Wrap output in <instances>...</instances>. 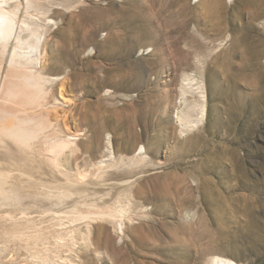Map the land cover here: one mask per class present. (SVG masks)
<instances>
[{
  "label": "rangeland",
  "instance_id": "obj_1",
  "mask_svg": "<svg viewBox=\"0 0 264 264\" xmlns=\"http://www.w3.org/2000/svg\"><path fill=\"white\" fill-rule=\"evenodd\" d=\"M29 2L41 24L53 20L62 106L35 145L75 138L58 164L41 145L44 157L6 163L18 187L0 194V264H40L35 233L55 264H208L216 253L264 264V0ZM186 74L201 79L206 114L181 136ZM109 150L117 164L96 172ZM115 207L121 217L107 215Z\"/></svg>",
  "mask_w": 264,
  "mask_h": 264
},
{
  "label": "bare ground",
  "instance_id": "obj_2",
  "mask_svg": "<svg viewBox=\"0 0 264 264\" xmlns=\"http://www.w3.org/2000/svg\"><path fill=\"white\" fill-rule=\"evenodd\" d=\"M29 4V0H0V194L5 193L4 187L7 184H9L10 189L18 187V180L16 181L15 178H11V174L13 173L12 167H10L9 170L7 169L8 171H5L6 163L23 166L22 164H25V161H27L28 163V160L31 161L33 160V158H36L35 156L38 157V153L40 155L43 150L41 152L38 150V147L41 144L36 147L35 139L38 137V134L42 130H46L47 128H50V126H52L53 120L55 119L58 110H60L59 108L62 107L57 104L58 102L56 101L55 97V84L58 81L59 77L58 75L53 74L51 63L53 56H51L52 50L50 51L51 48L49 44V28H51L53 20L49 17H45L46 15H44L45 18L43 17L44 20L42 22V24L44 25L43 26L39 18L40 13L38 14L33 12L30 9ZM180 91L182 96L181 98L183 99L182 102L185 107L176 112V119L178 121L179 135L185 136L194 129L198 128L199 125H202V123H204L206 114V95L201 79H198V77L196 78L194 74L185 75L184 82L182 81L180 83ZM187 94H191L192 97L195 96L191 101L192 104H189ZM40 136H42V134ZM73 138L75 137L72 135H67L66 138H58L53 140L54 142H52L49 147L47 146V148L46 146H43L46 148L45 152L49 155L47 156L48 159L53 161L55 164H58L57 159L59 154L67 150L71 146V140ZM145 153V148L142 146L137 152L138 155L141 154L139 159H146L147 156ZM108 155L109 157H107V159H101L97 162V165L94 167L96 172L104 171L108 167H114L117 164L116 162H114V160H109L113 157L110 150ZM42 157H44V155ZM15 172L16 171H14V173ZM239 181H241L242 184H247L243 179ZM206 183L208 184V180L206 181ZM206 183L201 182L200 185H202L203 187ZM30 187L31 185L28 183L27 188L29 189ZM32 188L34 187L32 186ZM32 188L30 189L32 190ZM43 190H45V188ZM36 195L38 194L36 193ZM36 195L34 193L32 194V196ZM65 196H67L66 193L60 192L58 198L62 199ZM81 196L82 195H80V197ZM44 197L48 199V197ZM12 198L14 200V197ZM70 199H72V197ZM120 205L121 204L119 203V206ZM112 209L113 208H111V211ZM122 209L123 208L117 209V207H115L114 212H116V210H118L119 212L116 214L109 212L107 213V215L111 217H117L116 215H119L121 217L124 212ZM77 217H79L80 219H85L88 217V214H81V216ZM94 217L96 218V216ZM32 226L33 225H31V227ZM119 226L120 228H122L121 222L119 223ZM13 231L14 232L12 233L15 237H21L20 230ZM29 233L31 232L29 231ZM40 236L42 235H38L35 233L31 236V238H29L31 239L30 254L39 258L40 264H55L54 260L56 259H53V256L52 258L48 255H41L42 251V254H44V252H48L47 250L50 242L46 236ZM38 245H40L39 248L36 247ZM208 264L243 263L235 261L222 254L216 253L209 259Z\"/></svg>",
  "mask_w": 264,
  "mask_h": 264
}]
</instances>
